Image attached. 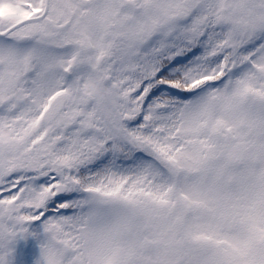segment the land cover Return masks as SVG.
I'll return each instance as SVG.
<instances>
[{"label": "snow or ice", "instance_id": "1", "mask_svg": "<svg viewBox=\"0 0 264 264\" xmlns=\"http://www.w3.org/2000/svg\"><path fill=\"white\" fill-rule=\"evenodd\" d=\"M264 264V0H0V264Z\"/></svg>", "mask_w": 264, "mask_h": 264}, {"label": "trees", "instance_id": "2", "mask_svg": "<svg viewBox=\"0 0 264 264\" xmlns=\"http://www.w3.org/2000/svg\"><path fill=\"white\" fill-rule=\"evenodd\" d=\"M30 244H26L25 241H21L17 245L18 255L14 257L15 264H32L33 263V251L32 246L37 243L36 239H30Z\"/></svg>", "mask_w": 264, "mask_h": 264}, {"label": "rangeland", "instance_id": "3", "mask_svg": "<svg viewBox=\"0 0 264 264\" xmlns=\"http://www.w3.org/2000/svg\"><path fill=\"white\" fill-rule=\"evenodd\" d=\"M33 254H34V263L33 264H37V262L40 260L41 245H39L33 249Z\"/></svg>", "mask_w": 264, "mask_h": 264}]
</instances>
